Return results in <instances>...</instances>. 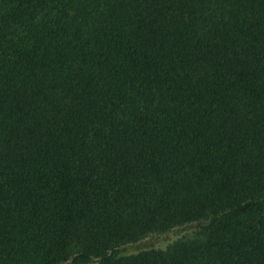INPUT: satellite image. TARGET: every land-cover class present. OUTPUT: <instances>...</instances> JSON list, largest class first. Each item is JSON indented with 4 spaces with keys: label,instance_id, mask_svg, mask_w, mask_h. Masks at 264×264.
Returning a JSON list of instances; mask_svg holds the SVG:
<instances>
[{
    "label": "trees",
    "instance_id": "1",
    "mask_svg": "<svg viewBox=\"0 0 264 264\" xmlns=\"http://www.w3.org/2000/svg\"><path fill=\"white\" fill-rule=\"evenodd\" d=\"M0 264H264V0H0Z\"/></svg>",
    "mask_w": 264,
    "mask_h": 264
},
{
    "label": "rangeland",
    "instance_id": "2",
    "mask_svg": "<svg viewBox=\"0 0 264 264\" xmlns=\"http://www.w3.org/2000/svg\"><path fill=\"white\" fill-rule=\"evenodd\" d=\"M193 229H188L185 231H179V229L174 230L173 232H170L168 234H164V235H152V237H148V238H154L153 240V246L156 247H166L169 243H171L172 241H174L175 239L179 238L180 236H182L183 234H186L187 236L189 234H191ZM147 240V239H145Z\"/></svg>",
    "mask_w": 264,
    "mask_h": 264
}]
</instances>
